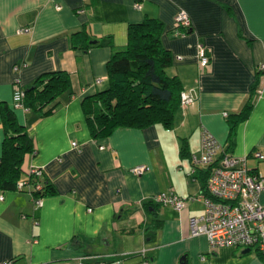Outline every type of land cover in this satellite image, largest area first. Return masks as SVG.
I'll return each instance as SVG.
<instances>
[{"label": "crops", "instance_id": "obj_1", "mask_svg": "<svg viewBox=\"0 0 264 264\" xmlns=\"http://www.w3.org/2000/svg\"><path fill=\"white\" fill-rule=\"evenodd\" d=\"M181 11L192 25L184 35L177 34ZM147 17L163 22L162 43L172 55L167 74L195 102L181 103L170 128L119 127L95 138L87 120L92 96L109 86L107 65L126 49L129 25ZM85 28L99 43L73 48V34ZM200 44L210 58L206 67ZM261 65L264 0H0V160L4 112L12 109L34 141L23 168H42L43 182L56 188L38 205L32 186H0V263L264 264L255 251L212 250L206 235H191L190 219L205 210L206 170L189 176L205 129L264 174V159L253 156L264 155ZM56 71L68 72L72 86L54 102V113L15 108V80L28 89ZM246 105L251 110L240 117ZM141 165L148 170L132 171ZM171 190L194 198L180 211L157 202Z\"/></svg>", "mask_w": 264, "mask_h": 264}, {"label": "trees", "instance_id": "obj_2", "mask_svg": "<svg viewBox=\"0 0 264 264\" xmlns=\"http://www.w3.org/2000/svg\"><path fill=\"white\" fill-rule=\"evenodd\" d=\"M164 29L162 21L151 17L129 25L126 49L116 52L107 65L109 86L92 96L93 102L87 110V120L95 138L108 136L119 127H147L155 123L167 128L172 126L175 112L181 105L183 87L178 77L167 74L172 55L162 43ZM183 30L190 32L192 26L179 28ZM91 40L85 28L73 34L71 42L73 48L86 51L99 43L92 44ZM71 86V76L66 71L44 73L32 87L25 89L24 106L28 111L42 112L43 116L52 114L59 105L54 102ZM250 110L251 105H246L239 116H247ZM4 117L8 134L0 160V186L18 189L24 172L30 186L36 183L43 186L40 191L32 189L35 199L56 192L51 183L43 182L45 172L38 176L30 174V168H23L25 155L35 151L34 141L25 126L19 124L12 109H6ZM185 152L183 150L182 154L186 155ZM204 174L203 191L206 193L207 171Z\"/></svg>", "mask_w": 264, "mask_h": 264}, {"label": "built area", "instance_id": "obj_3", "mask_svg": "<svg viewBox=\"0 0 264 264\" xmlns=\"http://www.w3.org/2000/svg\"><path fill=\"white\" fill-rule=\"evenodd\" d=\"M137 7L140 5L137 4ZM57 8L61 9V6ZM176 22L179 28L192 26L185 11L178 13ZM177 34L185 33L178 31ZM197 53L200 65L208 66L210 58L202 44L198 45ZM260 68L264 69V65ZM19 69L20 66L15 67V71ZM14 83V106L27 110L23 103L26 97L25 89L20 85L19 80H15ZM194 102V96L186 91L181 92L183 105H191ZM253 156L264 159V155L258 151L254 152ZM248 158V156L238 157L228 152L212 133L206 129L203 131L200 152L191 156L192 170L189 176L195 180V176L201 172V166L207 171L206 193L201 196L205 210L200 218L190 219V233L192 236L206 235L212 250L225 247L250 249L264 259V203L261 201V193L264 191V174L250 170L247 164ZM147 170L148 167L145 165L132 169L136 174H143ZM29 172L41 176L44 170L31 167ZM27 186H30L27 176L18 181V189L22 190ZM31 186L38 191L43 188L41 183ZM193 198L182 197L171 190L158 195L157 202L171 205L180 211L187 206L188 200ZM42 199H36L38 205L42 204ZM0 264H16V260Z\"/></svg>", "mask_w": 264, "mask_h": 264}, {"label": "water", "instance_id": "obj_4", "mask_svg": "<svg viewBox=\"0 0 264 264\" xmlns=\"http://www.w3.org/2000/svg\"><path fill=\"white\" fill-rule=\"evenodd\" d=\"M93 43L95 42V41H92ZM251 250L250 249H246L245 250V253H249Z\"/></svg>", "mask_w": 264, "mask_h": 264}]
</instances>
